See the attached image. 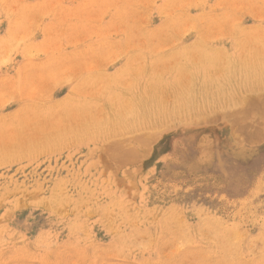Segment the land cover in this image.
I'll return each mask as SVG.
<instances>
[{"label": "rangeland", "instance_id": "374dc122", "mask_svg": "<svg viewBox=\"0 0 264 264\" xmlns=\"http://www.w3.org/2000/svg\"><path fill=\"white\" fill-rule=\"evenodd\" d=\"M263 93L264 0H0V264H264Z\"/></svg>", "mask_w": 264, "mask_h": 264}, {"label": "bare ground", "instance_id": "6f19581e", "mask_svg": "<svg viewBox=\"0 0 264 264\" xmlns=\"http://www.w3.org/2000/svg\"><path fill=\"white\" fill-rule=\"evenodd\" d=\"M166 1H167V0H166ZM156 7H157V6H156ZM180 12H181V11H180ZM114 13H115V12H114ZM178 13H179V12H178ZM165 14H166V13H165ZM173 27H174V26H173ZM157 51H158V50H157ZM170 51H171V50H170ZM212 53H213V52H212ZM141 57H142V56H141ZM257 62H258V61H257ZM180 63H181V62H180ZM241 63H242V62H241ZM195 65H196V64H195ZM242 65H243V64H242ZM257 65H258V64H257ZM133 66H134V65H133ZM232 66H233V65H232ZM249 66H250V65H249ZM243 67H244V66H243ZM134 68H135V67H134ZM257 69H258V68H257ZM252 71H253V70H252ZM197 72H198V71H197ZM262 72H263V71H262ZM262 79H263V78H262ZM209 80H211V79H209ZM255 82H256V81H255ZM211 83H212V82H211ZM152 85H153V84H152ZM237 86H238V85H237ZM239 87H240V86H239ZM239 87H238V88H239ZM251 87H252V86H251ZM183 88H184V87H183ZM169 90H170V89H169ZM247 90H248V89H247ZM259 90H260V89H259ZM183 91H184V90H183ZM243 92H244V91H243ZM176 93H177V92H176ZM157 94H158V93H157ZM257 94H258V93H257ZM263 94H264V93H263ZM155 95H156V94H155ZM236 95H237V94H236ZM227 96H228V95H227ZM164 97H165V96H164ZM251 97H253V96H251ZM258 97H259V96H258ZM260 97H262V96H260ZM172 98H173V97H172ZM175 98H176V97H175ZM263 98H264V97H263ZM162 99H163V98H162ZM258 99H259V98H258ZM258 99H257V101H258ZM166 100H167V99H166ZM262 100H263V99H262ZM242 101H243V100H242ZM257 101H256V102H257ZM171 102H172V101H171ZM176 102H177V101H176ZM220 102H221V101H220ZM235 102H236V101H235ZM256 102H254L256 105H258V104L260 105V104H261L262 107H264V105H263V104H264V103H263L264 100H263V102L261 101V103H258V102L256 103ZM262 103H263V104H262ZM125 104H126V103H125ZM179 104H180V102H179ZM219 104H220V103H219ZM247 104H248V101H247ZM247 104H246V105H247ZM249 104L253 105V100H252V102L250 101ZM249 104H248V105H249ZM188 105H189V104H188ZM251 105H250V106H251ZM259 105H258V106H259ZM261 105H260V106H261ZM96 106H97V105H96ZM260 106H259V107H260ZM73 107H74V106H73ZM179 107H180V106H179ZM252 107H253V109L255 110V108H256L257 106L254 107V105H253ZM252 107L250 108V111H249L248 109H247V110H248L249 112H251ZM262 107H260L259 109H261ZM95 108H96V107H95ZM211 108H212V106H211ZM243 108H244V107H243ZM244 109H245V108H244ZM257 109H258V107H257ZM183 110H184V109H183ZM241 111H242V110H241ZM243 111H244V110H243ZM249 112H246V113L248 114ZM242 113H243V112H242ZM244 113H245V111H244ZM252 113H253V110H252ZM255 113H256V112H255ZM263 113H264V110H263ZM217 114H218V113H217ZM250 114H251V113H250ZM179 115H180V114H179ZM245 115H246V114H245ZM230 117H231V116H230ZM233 117H234V116H233ZM185 118H186V117H185ZM208 118H209V117H208ZM247 118H248V117H247ZM172 119H173V118H172ZM189 119H190V118H189ZM193 119H194V118H193ZM235 120H236V118H235ZM235 120H234V121H235ZM255 120H256V119H255ZM236 121H237V120H236ZM149 122H150V121H149ZM193 122H194V121H193ZM195 122H197V121H195ZM203 122H204V121H203ZM238 122H239V121H238ZM232 123H233V122H232ZM240 123H241V122H240ZM250 123H251V122H250ZM160 124H161V123H160ZM259 124H260V123H259ZM243 125H244V124H243ZM246 125H248V124H246ZM251 125H253V124H251ZM148 127H149V126H148ZM161 127H162V126H161ZM250 127H251V126H250ZM255 129L257 130V128H255ZM124 131H125V130H124ZM136 132H137V131H136ZM135 135H136V134H135ZM246 136H247V135H246ZM131 137L133 138V136H131ZM136 137H137V136H135V138H136ZM248 137H249V136H248ZM143 139H144V138H143ZM153 139H154V137H153ZM153 139H152V140H153ZM91 140H92V139H91ZM133 140H134V139H133ZM139 140H141V139H139ZM139 140L137 139V142H138ZM145 140H146V139H145ZM135 141H136V140H135ZM137 142H136V143H137ZM145 142H146V141H145ZM148 142H149V141H148ZM138 143H139V142H138ZM122 144H123V143H122ZM120 145H121V143L119 144V146H120ZM129 145H130V144H129ZM129 145H128V146H129ZM143 145H145V144H143ZM116 146H117V145H116ZM132 147H133V146H132ZM122 149H123V148H122ZM132 149H133V148H132ZM126 150H127V149H126ZM128 150H129L130 153H131L130 155H132V153L135 151V150H133V152H131V150H130L129 148H128ZM120 151H121V150H120ZM118 152H119V151H118ZM123 152H125V150H122V152H120V154L123 153ZM101 153H102V152H101ZM116 153H117V152H116ZM126 153H127V152H125V154H126ZM125 154H123V155H125ZM127 154H128V153H127ZM135 154H136V153H135ZM113 155H114V154H113ZM116 155H117V154H116ZM130 155H129V157H130ZM118 156H120V155H118ZM118 156H116V157H118ZM135 156L137 157L138 155H135ZM135 156H132V157H135ZM114 157H115V156H114ZM116 157H115V158H116ZM120 157H121V156H120ZM127 157H128V156H126V157L124 156V158L122 157V158H123L122 160L125 161L124 159H126ZM129 157H128V158H129ZM119 159H121V158H119ZM119 159H118V160H119ZM127 160H128V159H127ZM127 160H126V161H127Z\"/></svg>", "mask_w": 264, "mask_h": 264}, {"label": "crops", "instance_id": "0c3cea01", "mask_svg": "<svg viewBox=\"0 0 264 264\" xmlns=\"http://www.w3.org/2000/svg\"><path fill=\"white\" fill-rule=\"evenodd\" d=\"M181 133H179V135H180ZM260 135L262 136V133H260ZM262 142H264V139H263V141Z\"/></svg>", "mask_w": 264, "mask_h": 264}]
</instances>
